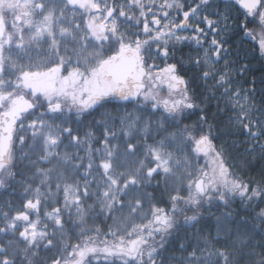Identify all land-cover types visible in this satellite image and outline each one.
Masks as SVG:
<instances>
[{"label":"snow or ice","instance_id":"obj_1","mask_svg":"<svg viewBox=\"0 0 264 264\" xmlns=\"http://www.w3.org/2000/svg\"><path fill=\"white\" fill-rule=\"evenodd\" d=\"M0 264H264V0H0Z\"/></svg>","mask_w":264,"mask_h":264}]
</instances>
